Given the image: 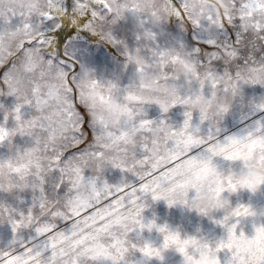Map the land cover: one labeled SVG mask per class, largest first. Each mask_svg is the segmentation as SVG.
<instances>
[{"label":"snow or ice","instance_id":"6c2138e0","mask_svg":"<svg viewBox=\"0 0 264 264\" xmlns=\"http://www.w3.org/2000/svg\"><path fill=\"white\" fill-rule=\"evenodd\" d=\"M57 2L65 13L63 19L52 15L46 7L49 0H44L39 10L27 14L23 10L6 9L0 0V68L5 69L0 73V95H12L23 101L16 103L13 109L14 119L19 123L18 133L33 138L30 152L39 153L42 158L32 176L33 182L40 185L39 196L34 197L28 213H17L12 206H0V217L8 214L4 223H9L14 233L32 228L36 238L28 243L13 239L6 250H0V264H96L100 260L121 264L128 251V240L116 227L117 218L125 210L138 209L143 194L150 193L154 200L166 199L169 206L176 203L169 197L180 194L182 203L195 207L203 195L212 192L219 195L231 186L214 188L205 183L199 167L191 175L183 176L180 169L185 163L212 162L213 157L237 161L251 152L264 166V146L258 148L256 142L257 137L264 140V125L244 136H230L223 141L218 139L217 126L218 118L229 110L224 98L237 95L243 84L264 86V27L256 26L251 31L247 27L250 19L255 21L254 13L264 9V0H234L238 14L229 17L222 28H216L214 21L208 27L235 34V39H210V51L194 50L189 52L187 61H181L190 78L195 75L200 80L203 76L204 82H208L205 91L209 99L205 104H214L213 115L204 107L199 113L201 124L209 122L207 133L201 135L200 126H193L191 111L185 112L186 118L179 128L164 119L156 122L146 118L143 105L159 94L162 86L158 83L155 91L144 96L125 91V101L133 115L140 119L139 134L131 145L119 131L102 127L98 134L92 131L97 125L93 124L86 104L81 103L82 89L80 79L74 75L75 62L62 50L66 40L76 34H90L98 41L115 44L109 25L123 18V10L135 13L139 8L137 0ZM192 20L193 28H201L203 23L198 18ZM10 30L29 38L18 45L10 44ZM35 33L39 35L31 39ZM148 52L151 63L137 68V72L148 77L159 73L169 57L179 59L182 55L180 51L157 48ZM126 55L129 62L133 61L132 53ZM193 58L194 65L191 64ZM57 69L61 71V82L53 84ZM224 79L236 83L220 87L224 98L213 97L211 85ZM106 87L109 93L119 91L111 82ZM177 102L194 103L191 98L174 100L162 111L167 113ZM25 105L35 110L30 120L22 117ZM259 107L264 110V103ZM7 119L5 116V121ZM137 152L142 153L140 158ZM28 159L26 155L24 162ZM106 160L113 167L131 173L138 183L124 181L111 185L104 181L98 175V168ZM87 170L93 175L87 177ZM53 173L56 176L51 179ZM2 188L0 184V190ZM190 191L195 193L191 198ZM237 208L246 211L244 205ZM217 223L228 233L227 240L217 245V253L230 250V264H264V255L246 250L249 243L264 241V225L256 227L254 237L249 239L243 233L236 234L237 223L229 224L228 217ZM188 243L196 245L197 242L193 239L186 241Z\"/></svg>","mask_w":264,"mask_h":264},{"label":"rangeland","instance_id":"374dc122","mask_svg":"<svg viewBox=\"0 0 264 264\" xmlns=\"http://www.w3.org/2000/svg\"><path fill=\"white\" fill-rule=\"evenodd\" d=\"M217 1L221 3V8L217 7L215 0H179L186 18L174 21L167 10L166 0H137L139 8L135 13L123 10V18L109 25L108 31L116 41L115 44L99 40L97 43L90 41L70 43L64 47L62 52L75 62L74 75L80 79L79 84L82 89L81 103L86 104L93 124L97 125L92 129L94 133L100 132L99 127L119 131L126 136L129 145L133 144L140 131V119L133 115L129 104L125 101V91L132 90L144 96L155 91V85L158 83L162 86L159 94L154 96L151 102L143 105L146 118L156 122L164 119L173 127L179 128L182 127L186 118L185 112L191 111L193 126H200L201 135L207 133L209 122L201 124L199 113L204 107L210 116L213 115L214 104H205V101L209 99L205 91L208 82H204L203 76L200 80H197L195 75L190 78L184 71L185 64L181 61H187L189 52L194 50L210 51L208 45L210 39L226 37L235 39V34L220 32L216 29L228 23L229 17L238 14L234 10V0ZM3 2L6 9L17 12L23 10L26 14L35 12L44 5V0H3ZM153 11L155 15H152ZM254 15L255 21L250 19L247 22L250 31L256 26L264 27V9L257 10ZM193 17L203 23L201 28H193L195 27ZM142 20L143 23H141ZM213 21L216 28H209L208 24ZM37 35L39 33L33 34L30 38L35 39ZM26 38L29 37H24L21 32L10 30L8 42L18 45ZM108 45L112 46L113 50ZM152 48L176 50L182 55L179 59L169 57V60L161 66L159 73L148 77L142 72H137V68L151 63L148 59V49ZM137 49L140 50L139 53L136 52ZM126 53L133 54V61H128ZM137 60L140 63H137ZM191 64H195L194 58ZM169 67L171 70H166ZM4 70L0 68V73ZM51 82L53 84L61 82L59 69L55 71ZM89 82L100 83L106 89L107 84L111 82L119 89L111 93L107 91L110 96H114L127 107L128 118L119 127H110L95 112L94 106L89 103L84 91L85 85ZM229 83L236 82L224 79L212 84V96L224 98L219 90L221 86H227ZM99 98L103 100V96ZM183 98H191L194 103L184 105L177 102L175 106L169 107L167 113L162 111L163 107L171 105L172 101ZM224 99L229 104V110L218 118L219 140L223 141L230 136H244L258 126L264 125V110L259 107L264 103V86L243 84L237 95ZM18 102L23 103L18 97L0 95V184L3 185L0 190V206H12L17 213L27 214L33 205L34 197L39 196L40 185L33 182L32 176L33 170L40 165L42 158L39 153L30 152L34 145L33 138L30 135L18 133L19 123L13 116V109ZM21 111L24 120H30L35 115V110L29 105H25ZM5 116L8 117L7 121ZM247 154L249 157L253 156L251 152ZM26 155L29 157L27 163L24 162ZM141 155L142 153L137 152V158ZM18 160L21 162L17 163ZM212 163L224 175L245 167V161L242 158L237 161H228L223 157H213ZM85 175L90 177L93 173L87 170ZM98 175L111 185H119L124 181L138 183L131 173L113 167L107 160L99 166ZM55 176L56 173H53L51 179ZM63 192L62 189L61 194ZM194 195V191L189 192V198ZM220 198L228 207L235 209L238 205H244L253 209L255 215L228 216L222 207L201 212L197 207L182 202L169 206L166 199L154 200L150 193L143 194V200L139 202L141 206L138 209L125 210L117 218L116 227L128 240V251L124 254L125 259L121 264H230L232 259L230 250L216 252L217 245L228 238L226 228L217 221L228 217L229 224L237 223V235L243 233L246 238L254 237L256 227L264 225V186H261L256 193L248 190L232 193L225 189L220 193ZM7 219V213L0 217V250H6L13 239L28 243L36 238L32 228H23L14 233L11 225L4 223ZM136 220L143 224L154 221L157 225L167 226L178 232L181 240L186 242L194 239L197 243L196 245L185 243L183 252L176 247L166 248L163 234L156 229L148 231L142 228L135 222ZM246 250L251 248L247 247ZM96 264H112V262L100 260Z\"/></svg>","mask_w":264,"mask_h":264},{"label":"clouds","instance_id":"9594fccd","mask_svg":"<svg viewBox=\"0 0 264 264\" xmlns=\"http://www.w3.org/2000/svg\"><path fill=\"white\" fill-rule=\"evenodd\" d=\"M85 95L89 103L94 106V110L103 121L110 127H119L127 118L128 111L124 104H121L114 96H110L104 85L97 82H89L85 85ZM103 96V100L99 97ZM259 147L264 146V140L256 138ZM258 147V148H259ZM242 159L245 161V167L239 171L224 175L220 172L211 161H204L199 164L194 162L185 163L180 169V174L189 176L193 170L199 167L203 171L204 181L211 184L214 188L221 185H231L227 188L228 191L235 193L239 190H248L251 193H256L264 186V166L259 164V161L253 156L249 157L246 153ZM163 163V161H161ZM170 199L181 202L183 196L180 194L169 197ZM201 212H209L214 208H224L225 214L228 216H253L255 212L253 209L246 207L245 210L238 208H231L220 198V193L217 195L215 192L207 193L201 197L196 206ZM142 228L152 231L156 229L165 236V247H176L183 249L185 241L181 240L178 232L171 230L167 226L157 225L154 221L146 224L141 223L139 220L135 221ZM257 255H264V241H253L247 245Z\"/></svg>","mask_w":264,"mask_h":264},{"label":"bare ground","instance_id":"6f19581e","mask_svg":"<svg viewBox=\"0 0 264 264\" xmlns=\"http://www.w3.org/2000/svg\"><path fill=\"white\" fill-rule=\"evenodd\" d=\"M177 3H179V5H180L179 7H177ZM215 3L217 5V7L221 8V3L220 2L215 0ZM166 6H167L168 12L170 13V16L172 17V19L174 21L175 20L178 21V20H180L182 18L184 20V18H186L185 17L186 14L184 12V8L181 5V3L179 2V0H166ZM47 8L51 11L52 15H54V16H56L58 18H61V19L64 18L65 13L59 7V4H58L57 0H49V3L47 4ZM86 41H90V42H93V43H97L98 42V40L94 36H92L90 34H76V35H72L66 40L65 44L63 45V50L62 51H64V47L66 45L70 44V43L75 44V43H81V42H86ZM108 46L110 47V49L113 50L112 46H110V45H108ZM117 53H118V51H117ZM53 54H55L54 51H53ZM69 58H71V57H69Z\"/></svg>","mask_w":264,"mask_h":264}]
</instances>
